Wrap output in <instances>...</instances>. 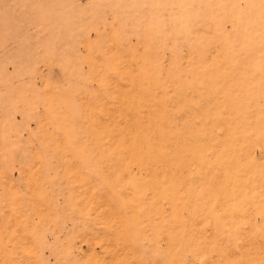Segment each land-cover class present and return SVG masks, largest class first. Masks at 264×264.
<instances>
[{
	"label": "rangeland",
	"instance_id": "obj_1",
	"mask_svg": "<svg viewBox=\"0 0 264 264\" xmlns=\"http://www.w3.org/2000/svg\"><path fill=\"white\" fill-rule=\"evenodd\" d=\"M0 264H264V0H0Z\"/></svg>",
	"mask_w": 264,
	"mask_h": 264
}]
</instances>
